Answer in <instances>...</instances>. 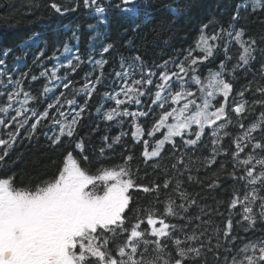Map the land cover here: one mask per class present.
Wrapping results in <instances>:
<instances>
[{
  "label": "snow or ice",
  "instance_id": "1",
  "mask_svg": "<svg viewBox=\"0 0 264 264\" xmlns=\"http://www.w3.org/2000/svg\"><path fill=\"white\" fill-rule=\"evenodd\" d=\"M141 2L147 4L148 0H118L114 6L112 0H50L49 7L60 17L76 13L82 5L96 16V22L87 26L90 35L86 55L79 47V28L62 25L71 35L55 44L51 55L46 54V48H39L33 56V64H38L41 71L32 75L31 81H46L40 97L24 89L28 72L16 73L20 64L7 67L6 58L13 49L0 51V97L5 98L0 105V127L7 130L0 134V264H209L210 254L216 264H264V239L238 247L237 241L245 238L234 233L231 216L214 235L202 229L200 223L208 222L190 215L197 202L184 190L185 183L203 186L201 168L210 169L219 163V157L230 156V172L228 165L219 163L225 173L223 180L239 181L244 191H234L229 211L238 209L235 223L245 224V232H254L258 222L264 225V111L245 124L249 113L264 109V86L249 81L239 90L234 88L238 73L251 70L256 52L264 53V49H258L257 40L238 27L242 14L264 13V0H241L225 13L230 15L227 27L215 17L202 24L195 47L178 54L183 59L170 58L148 67L139 54H120V70L105 72L109 63L105 54L111 55L115 49L114 43L106 42L111 10L115 7L138 19ZM169 11L180 14L175 7H169ZM149 16L144 13L145 20ZM139 27L134 24L133 30ZM210 28L212 34L208 35L206 30ZM210 40L223 41L224 59L217 69H208L205 77L201 66L205 61L215 62L219 52L217 46L208 43ZM233 41L240 49L235 63L229 47ZM44 43L40 32L32 33L15 60L27 59L32 49ZM125 46L134 47L132 41ZM194 51L198 53L195 56ZM48 61L53 63L46 67ZM81 65L91 70L80 91L71 99H65L63 91L56 95L57 88L68 89L73 84L69 76ZM14 73L18 78H13ZM260 79L264 80V64ZM105 88L110 91L95 108L96 118L120 129L126 118H131L127 121L131 125L130 139L143 146L145 177L152 168L157 180L140 183L133 178L132 154L121 157L124 166L95 167L92 156L97 158L96 164L106 165L116 149H126L128 143L124 137L129 132L109 133L100 137L96 150L79 135L81 122L90 114V101ZM30 100L47 102V106L37 111L28 107ZM109 102L114 106L108 107ZM130 106L135 110L130 111ZM233 121L241 131L231 138L229 149L223 146L219 133ZM42 122H47L45 129L40 128ZM98 129L99 125L93 131ZM41 136L49 149H64L62 166H56L51 178L37 176L30 180V187H17V174L7 167V158L18 144H38ZM205 138L210 139L211 153L194 169L193 156L206 147ZM221 186L222 178L216 174L207 182L208 190ZM132 190L142 192L146 199L154 198L155 210L146 212L134 200ZM162 191L177 197L169 198L166 215L156 207Z\"/></svg>",
  "mask_w": 264,
  "mask_h": 264
},
{
  "label": "trees",
  "instance_id": "2",
  "mask_svg": "<svg viewBox=\"0 0 264 264\" xmlns=\"http://www.w3.org/2000/svg\"><path fill=\"white\" fill-rule=\"evenodd\" d=\"M60 3H66L67 0H57ZM241 0H148L147 4L140 3V17L138 19L129 18L122 14L119 9L113 7L109 16V23L107 26V41L115 44V49L111 55L105 54L109 63L105 66V72L112 71L113 69L119 71V57L120 54L124 56H130L133 54H139L144 63L148 67L163 63L170 58L183 59L179 53L189 47H195V41L200 34L201 25L207 23L209 19L213 17L216 20L221 21L225 27H227L230 13L237 3ZM118 3V0H112L113 6ZM50 0H0V51L7 48H12L13 52L6 58V64L9 69H12L15 64H20V68L16 70V73L28 72V78L23 81V87L32 93L33 96L40 97L43 91V86L46 83L44 79L38 81H31L32 75H39L41 68L38 64H33V56L39 51V48H46V54L51 55L54 50V46L57 43H62L68 36L71 35V31L65 32L62 25H70L71 28H79L81 34L80 49L82 54H87L88 49V37L90 32L88 25L96 22V16L91 15L89 10L82 7L78 9L76 13L60 17L58 14L49 7ZM169 7H175L180 9L179 15H174L169 11ZM150 14L149 19H144V13ZM222 18V19H221ZM139 24L140 27L137 30H133V25ZM238 27H243L246 30L248 36H252L257 40L258 49H264V13L256 12L255 14H242V19L239 22ZM103 31V28L101 29ZM34 32H40L45 39V43L41 44L38 48L32 49L27 59L17 61L15 56L20 55L23 51V42ZM208 35L212 34V28L207 29ZM132 41L134 47H126V42ZM209 44L215 45L219 48V52L216 54L215 62L210 63L205 61V64L201 66L203 76H207L208 69H217L219 67L220 60L224 59L223 56V41H208ZM230 55L233 57L232 63H235V59L239 54V45L233 41L230 44ZM197 52H193L192 55H197ZM256 60L253 62L251 70L248 72H239L237 80L234 83V88L239 90L249 81H256L264 86V80L260 79V67L264 64V53L259 50L256 52ZM99 58V57H97ZM63 59V58H62ZM53 62H46L45 66H51ZM91 69L86 65H81L77 69L76 73L69 76V79L73 81L68 89L57 88L55 94L59 95L61 91L65 93V99H71L73 95L80 91L83 85L86 83V73ZM13 74V78L16 79L17 74ZM63 74L61 69L60 75ZM138 78V76H137ZM7 79L6 77L4 78ZM111 78H109V82ZM207 80H205L206 83ZM110 89H102L100 93L95 94V99L90 101V114H86L81 122L79 135L85 138L86 141H90L91 145L98 150L100 147V137L105 134L117 135L121 131L129 132V135L124 137L127 141V148H117L116 152L111 156V160L106 165L96 164V157L92 156L93 163L96 168L100 167H114L124 166V160L121 157H125L127 154H132L134 160L131 162V169L133 172V178L140 183H149L150 181L157 180L158 177L153 174L152 168H148V177H145V168L143 157L141 153L143 146L136 144L130 139L131 125L127 122L131 118H126L123 129L118 127H109L107 122H103L96 118L95 108L101 106L103 102V94ZM247 95V94H246ZM23 99V96L20 97ZM41 99H43L41 97ZM239 100V97L236 98ZM229 102H232L230 97ZM5 103V98L0 97V105ZM47 106V102L37 104L36 101L30 100L28 107H35L37 111L42 112ZM114 102H109L108 107H113ZM107 110V109H105ZM129 110H135L134 106H130ZM259 111L264 109H257L255 113H249L248 119L245 121L246 126L253 122L259 115ZM14 114V113H13ZM230 115H234L231 114ZM32 121H29L31 123ZM47 122H42L41 129H45ZM139 123V122H138ZM220 123V122H218ZM99 125L98 132H94L93 129ZM195 127V126H193ZM213 127H216L215 125ZM6 129L0 127V134L6 133ZM23 131V130H22ZM166 132V130H161ZM241 130L239 126L233 121L232 125L220 131L219 135L223 138V146L231 149V138L239 134ZM228 132V136L224 133ZM159 135V133L157 134ZM6 138V135L3 136ZM162 138V137H161ZM179 139V138H177ZM205 148L200 149L198 153L193 156V168L198 166L204 157L211 153L210 139L205 138ZM63 148H57L51 150L47 146V141L41 136L38 144H28L25 141L22 144H18L15 151L7 158L9 163L8 168H12L17 174V187H30V180H34L37 176L45 178H51L52 174L56 172V166L60 165L61 153ZM92 148L89 149L91 153ZM105 159H108L107 157ZM219 163L228 165V171L232 170V160L230 156H221L218 158ZM18 160L17 163L12 164L11 161ZM219 163L212 168L205 170L201 168L200 179L204 180V185L199 184H187L185 183V191L191 194L197 202L195 207L190 209V215L194 218L200 216L202 221L208 223H200V227L215 234L216 229H223L224 223L231 216L234 220V233L238 234L245 239L237 241V246L242 247L244 243L248 241H254L257 239H264V225L257 223L254 232H245L243 223H235L239 217L238 209H232L229 211L228 204L233 196L234 191H240L243 193V185L239 182H233L232 180H223L225 175L219 169ZM139 169V171H137ZM5 171L7 168L4 169ZM2 174V172H0ZM216 174L222 178V186L219 189L208 190L207 182L210 178ZM195 178L196 172L193 171ZM174 178V177H173ZM133 198L136 203L143 206L145 211L155 210L152 205L155 204L154 198H145V194L132 190ZM176 200V196L167 191L160 193V202L156 207L159 209L161 215H166V209L169 204V198ZM222 214V215H221ZM172 221V217L167 218ZM195 227V224L192 226ZM209 264H216L211 254L208 256ZM222 264V262H221Z\"/></svg>",
  "mask_w": 264,
  "mask_h": 264
},
{
  "label": "rangeland",
  "instance_id": "3",
  "mask_svg": "<svg viewBox=\"0 0 264 264\" xmlns=\"http://www.w3.org/2000/svg\"><path fill=\"white\" fill-rule=\"evenodd\" d=\"M204 87H206L207 86V81H206V83L203 85ZM108 91V90H107ZM107 91H105V92H107ZM104 92V93H105ZM104 95V94H103ZM135 107V106H134ZM165 134H166V132H165Z\"/></svg>",
  "mask_w": 264,
  "mask_h": 264
}]
</instances>
